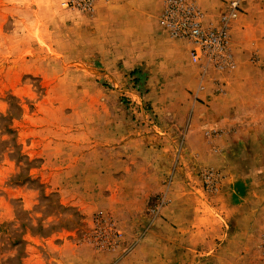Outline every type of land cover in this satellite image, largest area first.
Listing matches in <instances>:
<instances>
[{"label": "rangeland", "instance_id": "rangeland-1", "mask_svg": "<svg viewBox=\"0 0 264 264\" xmlns=\"http://www.w3.org/2000/svg\"><path fill=\"white\" fill-rule=\"evenodd\" d=\"M98 1L0 0V264H264V0L229 24L239 96L233 61L211 96L104 68L82 49ZM195 1L209 26L232 0Z\"/></svg>", "mask_w": 264, "mask_h": 264}, {"label": "crops", "instance_id": "crops-1", "mask_svg": "<svg viewBox=\"0 0 264 264\" xmlns=\"http://www.w3.org/2000/svg\"><path fill=\"white\" fill-rule=\"evenodd\" d=\"M102 1L105 3L98 1L95 4L91 19L94 29L90 38L85 40L86 42L90 39L88 47L83 46V50L88 49V53L98 59L104 68H114L120 63L119 60L128 70L140 67L147 75L146 83L149 91L147 96H178V94L186 96L185 87L189 83L192 85L196 83V90L199 69L190 56V46L184 41L172 39L159 26L161 0ZM98 3H100L99 7ZM205 4L211 6L214 2L207 0ZM244 4L246 6V13L242 15L244 19L241 18V21L235 24V29H238L237 26L243 22H247L246 27L250 28L257 23L254 7L257 8L258 5L249 0ZM232 46L234 73L228 78L230 83H227L226 96H239L232 93V88L247 85L243 72L247 69L244 61L248 53L245 51L249 49L241 47L242 45L232 44ZM111 57L113 59H110ZM252 85L256 86L253 83ZM203 91L197 90L195 93L197 96H211L210 89ZM193 108L195 109L196 105H193ZM226 195L234 200L241 198L242 184H233Z\"/></svg>", "mask_w": 264, "mask_h": 264}, {"label": "built area", "instance_id": "built-area-1", "mask_svg": "<svg viewBox=\"0 0 264 264\" xmlns=\"http://www.w3.org/2000/svg\"><path fill=\"white\" fill-rule=\"evenodd\" d=\"M83 10H90L92 0H77ZM240 0L228 3L227 14L215 25H204L203 14L195 0H162L158 17L159 26L172 39L181 40L190 46V56L200 69L198 89H204L209 69L227 70L232 66L229 48V24L237 18Z\"/></svg>", "mask_w": 264, "mask_h": 264}, {"label": "trees", "instance_id": "trees-1", "mask_svg": "<svg viewBox=\"0 0 264 264\" xmlns=\"http://www.w3.org/2000/svg\"><path fill=\"white\" fill-rule=\"evenodd\" d=\"M133 74V73H132Z\"/></svg>", "mask_w": 264, "mask_h": 264}]
</instances>
